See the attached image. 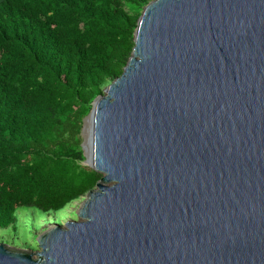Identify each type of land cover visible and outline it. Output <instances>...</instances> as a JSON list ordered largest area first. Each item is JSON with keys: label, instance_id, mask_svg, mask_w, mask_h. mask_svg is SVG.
<instances>
[{"label": "water", "instance_id": "1", "mask_svg": "<svg viewBox=\"0 0 264 264\" xmlns=\"http://www.w3.org/2000/svg\"><path fill=\"white\" fill-rule=\"evenodd\" d=\"M82 121L76 220L0 264H264V0H151Z\"/></svg>", "mask_w": 264, "mask_h": 264}, {"label": "trees", "instance_id": "2", "mask_svg": "<svg viewBox=\"0 0 264 264\" xmlns=\"http://www.w3.org/2000/svg\"><path fill=\"white\" fill-rule=\"evenodd\" d=\"M151 0H0V228L56 212L101 175L82 164L92 101L120 76Z\"/></svg>", "mask_w": 264, "mask_h": 264}, {"label": "rangeland", "instance_id": "3", "mask_svg": "<svg viewBox=\"0 0 264 264\" xmlns=\"http://www.w3.org/2000/svg\"><path fill=\"white\" fill-rule=\"evenodd\" d=\"M81 200L82 198L56 212H42L31 207L18 208L15 212V223L7 228H0V240H10L17 244L38 248L36 237L44 231L45 223L52 220L63 223L71 219L76 220L75 212Z\"/></svg>", "mask_w": 264, "mask_h": 264}]
</instances>
